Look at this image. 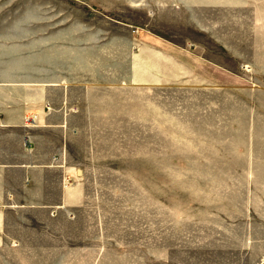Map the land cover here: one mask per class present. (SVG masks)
<instances>
[{
	"label": "rangeland",
	"instance_id": "1",
	"mask_svg": "<svg viewBox=\"0 0 264 264\" xmlns=\"http://www.w3.org/2000/svg\"><path fill=\"white\" fill-rule=\"evenodd\" d=\"M64 85L75 201L17 200L0 264H264V0H0L2 101Z\"/></svg>",
	"mask_w": 264,
	"mask_h": 264
},
{
	"label": "crops",
	"instance_id": "2",
	"mask_svg": "<svg viewBox=\"0 0 264 264\" xmlns=\"http://www.w3.org/2000/svg\"><path fill=\"white\" fill-rule=\"evenodd\" d=\"M63 91L62 101L54 110L48 111L43 105L47 102L43 95L44 107H37L40 122L36 126L23 123V101H11V93L5 94L2 101L0 92L1 228L6 225L8 212L16 209L17 200L25 209L36 204L51 211L71 206L75 201V186L68 185L72 168L66 163L65 143L71 134L69 116L76 110H69L70 89L64 85Z\"/></svg>",
	"mask_w": 264,
	"mask_h": 264
}]
</instances>
